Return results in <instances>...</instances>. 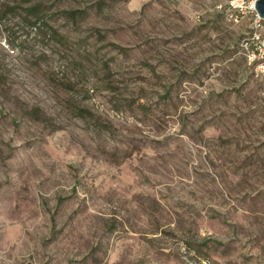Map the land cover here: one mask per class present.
Wrapping results in <instances>:
<instances>
[{"label":"rangeland","instance_id":"1","mask_svg":"<svg viewBox=\"0 0 264 264\" xmlns=\"http://www.w3.org/2000/svg\"><path fill=\"white\" fill-rule=\"evenodd\" d=\"M225 1L0 0V264H264V75Z\"/></svg>","mask_w":264,"mask_h":264},{"label":"built area","instance_id":"2","mask_svg":"<svg viewBox=\"0 0 264 264\" xmlns=\"http://www.w3.org/2000/svg\"><path fill=\"white\" fill-rule=\"evenodd\" d=\"M256 0H226L219 6L226 21L230 24L245 22L248 36L245 44L248 58L255 63L254 71L257 75H264V20L255 10Z\"/></svg>","mask_w":264,"mask_h":264},{"label":"water","instance_id":"3","mask_svg":"<svg viewBox=\"0 0 264 264\" xmlns=\"http://www.w3.org/2000/svg\"><path fill=\"white\" fill-rule=\"evenodd\" d=\"M254 6L259 17L264 20V0H256Z\"/></svg>","mask_w":264,"mask_h":264},{"label":"trees","instance_id":"4","mask_svg":"<svg viewBox=\"0 0 264 264\" xmlns=\"http://www.w3.org/2000/svg\"><path fill=\"white\" fill-rule=\"evenodd\" d=\"M28 11L30 12L31 17L34 18L33 20H37L36 17L34 16L35 13H37V12H35V11H36V8H29ZM69 13H70V15L73 16L75 13H77V11L73 10V11H70ZM35 23H36V22H35ZM41 25H42L41 27L45 26V24H41ZM47 27H48V26H46V28H45V32L47 31ZM49 29H50V28H49ZM51 32H52V33H57V29L55 30V29H53V28L51 27Z\"/></svg>","mask_w":264,"mask_h":264}]
</instances>
